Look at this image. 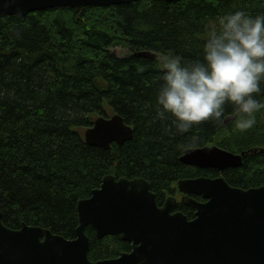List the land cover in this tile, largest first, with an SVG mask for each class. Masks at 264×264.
I'll return each mask as SVG.
<instances>
[{
  "label": "trees",
  "instance_id": "16d2710c",
  "mask_svg": "<svg viewBox=\"0 0 264 264\" xmlns=\"http://www.w3.org/2000/svg\"><path fill=\"white\" fill-rule=\"evenodd\" d=\"M240 9L264 13V0H142L90 6L81 15L61 7L0 16L3 223L75 239L77 205L107 175L146 179L159 206L168 197L180 198L177 182L183 179L223 177L236 188L264 187V111L256 114L253 128L241 132L228 105L223 124L207 121L180 134L155 110L160 57L199 58L217 19ZM115 48L128 54L120 57ZM116 114L133 128V140L110 149L88 145L85 131L95 119ZM193 136L198 142L191 143ZM212 146L246 153L243 166L219 171L181 162L187 150ZM177 211L195 217L182 203ZM86 233L92 261L131 251L130 243L116 237L98 239L90 227Z\"/></svg>",
  "mask_w": 264,
  "mask_h": 264
},
{
  "label": "water",
  "instance_id": "95a60500",
  "mask_svg": "<svg viewBox=\"0 0 264 264\" xmlns=\"http://www.w3.org/2000/svg\"><path fill=\"white\" fill-rule=\"evenodd\" d=\"M136 1L142 0H0V16L61 7L81 15L90 6ZM133 138V128L118 114L99 117L85 132L88 145L104 149ZM246 156L212 146L187 150L181 162L224 171L242 167ZM177 190L183 205L195 210L194 219L176 211V197L160 207L146 179L107 175L100 188L79 201L75 239L26 223L9 228L0 211V264H264V187L245 190L232 187L223 177H198L179 180ZM88 227L98 239L113 236L130 243L131 251L92 261Z\"/></svg>",
  "mask_w": 264,
  "mask_h": 264
},
{
  "label": "clouds",
  "instance_id": "9594fccd",
  "mask_svg": "<svg viewBox=\"0 0 264 264\" xmlns=\"http://www.w3.org/2000/svg\"><path fill=\"white\" fill-rule=\"evenodd\" d=\"M160 61L156 115L180 134L207 121L223 124L228 105L241 132L253 128L264 111V13L228 11L209 31L199 58L186 62L166 53Z\"/></svg>",
  "mask_w": 264,
  "mask_h": 264
},
{
  "label": "rangeland",
  "instance_id": "374dc122",
  "mask_svg": "<svg viewBox=\"0 0 264 264\" xmlns=\"http://www.w3.org/2000/svg\"><path fill=\"white\" fill-rule=\"evenodd\" d=\"M114 53L120 57H124L128 54V51L124 48H115L113 49Z\"/></svg>",
  "mask_w": 264,
  "mask_h": 264
},
{
  "label": "flooded vegetation",
  "instance_id": "af4514ba",
  "mask_svg": "<svg viewBox=\"0 0 264 264\" xmlns=\"http://www.w3.org/2000/svg\"><path fill=\"white\" fill-rule=\"evenodd\" d=\"M177 210V209H176Z\"/></svg>",
  "mask_w": 264,
  "mask_h": 264
}]
</instances>
